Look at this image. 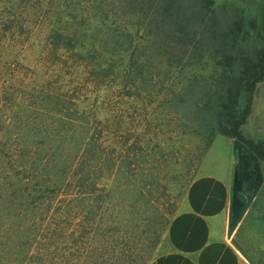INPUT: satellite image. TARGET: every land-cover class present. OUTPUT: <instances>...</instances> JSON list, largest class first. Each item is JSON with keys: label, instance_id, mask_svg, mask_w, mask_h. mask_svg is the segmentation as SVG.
Here are the masks:
<instances>
[{"label": "trees", "instance_id": "trees-1", "mask_svg": "<svg viewBox=\"0 0 264 264\" xmlns=\"http://www.w3.org/2000/svg\"><path fill=\"white\" fill-rule=\"evenodd\" d=\"M228 14L216 0H0V264L138 260L131 184L156 188L182 135L203 153L241 139L264 167V142L243 133L264 83V12Z\"/></svg>", "mask_w": 264, "mask_h": 264}, {"label": "rangeland", "instance_id": "rangeland-1", "mask_svg": "<svg viewBox=\"0 0 264 264\" xmlns=\"http://www.w3.org/2000/svg\"><path fill=\"white\" fill-rule=\"evenodd\" d=\"M216 2L220 9H227L229 13L227 16L230 17H232L235 8L244 9L246 12H250L253 16L258 17H262L264 12V0H216ZM226 17L223 19H226ZM227 19L222 21L223 27L226 26V23L230 20ZM16 71L19 76H21V80L24 79V81L27 80V82L30 83L31 77L32 82L42 84V80L39 77L40 75H32L34 72L33 69L21 66ZM211 72H213V64L209 62L205 70H202V73L209 75ZM25 96L27 97V93ZM243 133L245 136L248 135V137L246 136L247 138L250 136L251 138L249 139L264 142V83H261L258 87V92L254 99L253 111L247 123L243 126ZM182 137L185 140L176 146L178 154L176 153L175 161L178 163L170 164L171 166H168L166 173L157 178L159 183L156 184V188L151 190L149 187L150 183L156 180V178H152L151 176H147L145 183L141 184L142 177L139 175L133 179L131 184L130 189L133 192L132 201H134L135 209L138 213L133 217L134 219H132L131 215L128 214L127 207H124L122 212L125 215L122 218L128 220L129 229L135 230L132 235L136 237V242L131 247L130 251L132 250L135 256L138 255L136 258L138 260L135 261V259L125 257L119 262V259L116 260L118 257L117 253H112L111 255L108 253L105 257L106 264H146L149 259L154 257L162 249L164 244L168 229L165 223L175 215L182 205L189 181L202 170L204 164H206L205 171L207 172L217 173L222 171L223 167L221 164L223 158H228L231 154L230 147L225 143L229 139L226 136H217L214 144H212L205 153L202 152L199 141H189L188 137L185 135H182ZM208 156L210 159H207ZM144 185L146 186L143 187ZM128 199L127 197L125 199L122 198V202ZM262 204H264V186L250 209L253 210L256 206ZM140 213L142 214V218H150L151 221H144L140 217ZM123 224L125 225V222ZM155 229L161 232V239L156 248L151 252L146 248L141 254H138L140 248L144 249L145 247V245H141L142 240ZM129 234L131 233L129 232ZM123 238L124 237H122L121 240L122 247H124L123 245L127 242L123 240Z\"/></svg>", "mask_w": 264, "mask_h": 264}, {"label": "crops", "instance_id": "crops-1", "mask_svg": "<svg viewBox=\"0 0 264 264\" xmlns=\"http://www.w3.org/2000/svg\"><path fill=\"white\" fill-rule=\"evenodd\" d=\"M225 143L231 154L222 171L207 172L204 164L149 264H251L227 236L233 139ZM235 236L256 264H264V204L248 211Z\"/></svg>", "mask_w": 264, "mask_h": 264}, {"label": "water", "instance_id": "water-1", "mask_svg": "<svg viewBox=\"0 0 264 264\" xmlns=\"http://www.w3.org/2000/svg\"><path fill=\"white\" fill-rule=\"evenodd\" d=\"M263 186L262 161L245 141L233 139L227 236L251 264L256 263L237 240L235 233Z\"/></svg>", "mask_w": 264, "mask_h": 264}, {"label": "flooded vegetation", "instance_id": "flooded-vegetation-1", "mask_svg": "<svg viewBox=\"0 0 264 264\" xmlns=\"http://www.w3.org/2000/svg\"><path fill=\"white\" fill-rule=\"evenodd\" d=\"M248 185L250 184V181H248V183H247Z\"/></svg>", "mask_w": 264, "mask_h": 264}]
</instances>
